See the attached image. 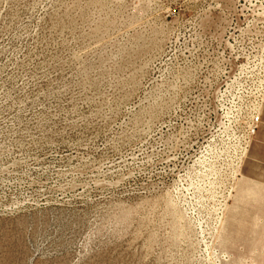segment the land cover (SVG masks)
<instances>
[{
	"label": "rangeland",
	"instance_id": "374dc122",
	"mask_svg": "<svg viewBox=\"0 0 264 264\" xmlns=\"http://www.w3.org/2000/svg\"><path fill=\"white\" fill-rule=\"evenodd\" d=\"M0 264H264V0H0Z\"/></svg>",
	"mask_w": 264,
	"mask_h": 264
},
{
	"label": "built area",
	"instance_id": "2783aa9c",
	"mask_svg": "<svg viewBox=\"0 0 264 264\" xmlns=\"http://www.w3.org/2000/svg\"><path fill=\"white\" fill-rule=\"evenodd\" d=\"M259 123V116H254L251 118V128L250 133L254 132V129L256 128L257 124Z\"/></svg>",
	"mask_w": 264,
	"mask_h": 264
}]
</instances>
